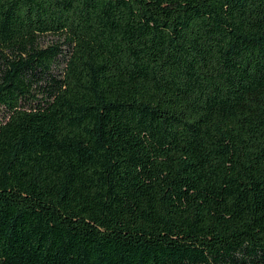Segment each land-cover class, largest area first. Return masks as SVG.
<instances>
[{
  "label": "trees",
  "instance_id": "16d2710c",
  "mask_svg": "<svg viewBox=\"0 0 264 264\" xmlns=\"http://www.w3.org/2000/svg\"><path fill=\"white\" fill-rule=\"evenodd\" d=\"M0 264H264V0H0Z\"/></svg>",
  "mask_w": 264,
  "mask_h": 264
},
{
  "label": "rangeland",
  "instance_id": "374dc122",
  "mask_svg": "<svg viewBox=\"0 0 264 264\" xmlns=\"http://www.w3.org/2000/svg\"><path fill=\"white\" fill-rule=\"evenodd\" d=\"M54 38L52 36H45L40 39L41 48H46L54 43Z\"/></svg>",
  "mask_w": 264,
  "mask_h": 264
}]
</instances>
